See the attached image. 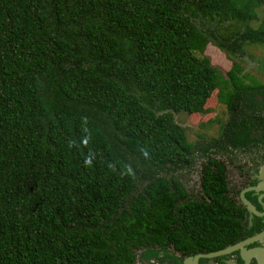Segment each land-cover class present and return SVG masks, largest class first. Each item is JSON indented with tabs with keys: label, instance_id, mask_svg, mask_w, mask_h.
<instances>
[{
	"label": "trees",
	"instance_id": "1",
	"mask_svg": "<svg viewBox=\"0 0 264 264\" xmlns=\"http://www.w3.org/2000/svg\"><path fill=\"white\" fill-rule=\"evenodd\" d=\"M253 46L264 0H0V264L223 248L238 223L224 167L175 114L204 110L216 90L225 103L235 56ZM196 159L198 198L176 177Z\"/></svg>",
	"mask_w": 264,
	"mask_h": 264
},
{
	"label": "flooded vegetation",
	"instance_id": "2",
	"mask_svg": "<svg viewBox=\"0 0 264 264\" xmlns=\"http://www.w3.org/2000/svg\"><path fill=\"white\" fill-rule=\"evenodd\" d=\"M258 48L264 47L244 48L235 56L240 64V86L229 85L225 103L219 90L224 114L213 119L214 135L196 144V149L209 146L210 159L224 167L225 194L238 216L236 234L216 250L153 245L141 249L133 264H264V57ZM232 69L223 72L230 82ZM211 142L216 146H210ZM201 176L197 194L183 183L194 198L201 197Z\"/></svg>",
	"mask_w": 264,
	"mask_h": 264
},
{
	"label": "rangeland",
	"instance_id": "3",
	"mask_svg": "<svg viewBox=\"0 0 264 264\" xmlns=\"http://www.w3.org/2000/svg\"><path fill=\"white\" fill-rule=\"evenodd\" d=\"M258 50L260 52V57H264V48H258ZM206 55L211 59L213 65L222 72L228 73L232 69L233 62L227 57V54L224 51L220 50L214 44L209 45ZM253 57H256V55H253ZM248 59L249 61L251 60L250 56ZM154 110H157L159 114L165 113V111L158 106L154 107ZM223 114V109L219 106V90H216L204 110H199L190 115L182 114L179 116L178 114H175V116L180 124L188 128L189 140L196 145L201 143L203 138L210 139L214 135L213 124L215 121H213V119L214 117H221ZM196 162L197 164H195L194 172H184L176 176L189 190H193L195 194H197L200 188L199 178L201 176L200 171L202 160Z\"/></svg>",
	"mask_w": 264,
	"mask_h": 264
},
{
	"label": "water",
	"instance_id": "4",
	"mask_svg": "<svg viewBox=\"0 0 264 264\" xmlns=\"http://www.w3.org/2000/svg\"><path fill=\"white\" fill-rule=\"evenodd\" d=\"M219 254H221V253H219Z\"/></svg>",
	"mask_w": 264,
	"mask_h": 264
}]
</instances>
